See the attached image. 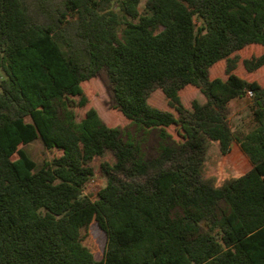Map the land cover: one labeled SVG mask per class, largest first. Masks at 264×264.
I'll return each instance as SVG.
<instances>
[{
  "label": "trees",
  "instance_id": "trees-1",
  "mask_svg": "<svg viewBox=\"0 0 264 264\" xmlns=\"http://www.w3.org/2000/svg\"><path fill=\"white\" fill-rule=\"evenodd\" d=\"M199 21V24L197 23ZM264 66V0H0V264H264V85L235 71ZM226 76H210L218 62ZM106 69L115 106L140 129L177 125L194 163L161 169L86 107L83 83ZM205 95L184 105L180 90ZM161 88L174 111L150 103ZM251 95L253 122L233 130L228 104ZM40 139L60 153L37 162ZM207 140L227 154L236 141L245 173L218 185L197 166ZM106 182L95 192V160ZM196 158V159H195ZM123 175L126 180L121 179ZM91 218L101 256L83 245Z\"/></svg>",
  "mask_w": 264,
  "mask_h": 264
},
{
  "label": "rangeland",
  "instance_id": "rangeland-1",
  "mask_svg": "<svg viewBox=\"0 0 264 264\" xmlns=\"http://www.w3.org/2000/svg\"><path fill=\"white\" fill-rule=\"evenodd\" d=\"M197 23L199 24V21H197ZM260 51V45L252 44L251 46H245L241 51L235 54V71L240 76L249 80H257L264 85V66L252 72H248L242 63V60L245 57H249L252 54H258ZM227 64L228 62L225 60L215 64L210 69V76L225 77V67ZM83 87L89 97V102L86 107L78 109V114L82 116L86 108L90 106L95 107L99 111L102 119L108 125L120 128L124 140H131L139 146V156L142 160L148 161L158 158L165 146L177 148L172 158L165 160L160 166L149 170L147 175L133 177V179H131L133 183L143 184L151 175L158 173L161 169L173 168L180 164L187 168L189 165L195 164L194 158L193 160L191 159L190 151H179L180 147L176 143V141L180 139L177 125H171L167 128L168 132L171 133L173 137L164 138L159 129H153L150 132H147L144 129L137 127V125L123 115V113L115 106L113 84L110 81L105 68L100 70L98 74L90 80L85 81ZM180 95L184 105L188 108L191 107V102L194 99H197L201 103L206 101V97L201 92V89L193 85H188L181 89ZM149 101L157 107L174 111L177 115L176 110L169 104V98L161 88H156L151 93ZM250 104L251 96L237 97L229 102L228 121L233 130H236L237 128L248 129L252 124L253 116ZM25 148L37 162H41L43 159H50L54 155L60 153L57 149H45L40 139H35L29 144H26ZM103 160L112 161L114 160V157L111 152H107L103 157H99L95 160L96 176L94 180L87 185V192H95L99 187L105 184L106 179L102 176L99 169L100 162ZM196 163L203 174V178L218 185L247 172L251 166L249 159L239 147L237 148L236 143H233L229 153L223 154L219 145L216 142L209 140H207L204 152L198 158ZM119 177L126 180L121 174ZM82 239L84 246L96 252L99 256L103 254L105 234L96 224L94 218H91L83 228Z\"/></svg>",
  "mask_w": 264,
  "mask_h": 264
},
{
  "label": "crops",
  "instance_id": "crops-1",
  "mask_svg": "<svg viewBox=\"0 0 264 264\" xmlns=\"http://www.w3.org/2000/svg\"><path fill=\"white\" fill-rule=\"evenodd\" d=\"M233 143H236L237 144V148L239 147L240 149H241V147H240V145L236 142V141H234ZM233 143H232V145H233ZM232 145H231V147H232ZM231 150V149H230ZM242 150V149H241ZM230 152V151H229ZM228 152V153H229ZM243 152V151H242ZM244 153V152H243ZM244 155L246 156V154L244 153ZM247 157V156H246ZM248 158V157H247ZM249 159V158H248ZM249 161H250V159H249ZM250 163H251V161H250ZM252 167V164H251V166H250V168ZM249 168V169H250Z\"/></svg>",
  "mask_w": 264,
  "mask_h": 264
},
{
  "label": "built area",
  "instance_id": "built-area-1",
  "mask_svg": "<svg viewBox=\"0 0 264 264\" xmlns=\"http://www.w3.org/2000/svg\"><path fill=\"white\" fill-rule=\"evenodd\" d=\"M252 92L250 90L247 91V96H251Z\"/></svg>",
  "mask_w": 264,
  "mask_h": 264
}]
</instances>
